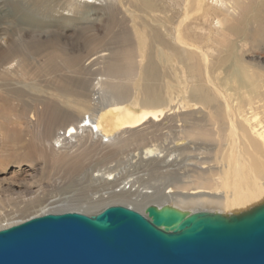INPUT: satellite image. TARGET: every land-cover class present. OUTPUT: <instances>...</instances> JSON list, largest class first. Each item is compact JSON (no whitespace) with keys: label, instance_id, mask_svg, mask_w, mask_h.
Wrapping results in <instances>:
<instances>
[{"label":"bare ground","instance_id":"6f19581e","mask_svg":"<svg viewBox=\"0 0 264 264\" xmlns=\"http://www.w3.org/2000/svg\"><path fill=\"white\" fill-rule=\"evenodd\" d=\"M4 1L11 13L9 23L0 20V114L5 118L1 110L10 100L24 103L30 97L45 131L33 135L22 156L19 130L11 138L2 130L0 165L11 161L4 154L13 144L20 159H43L76 175L89 151L76 157L50 155L43 142L67 145L88 131L90 138L110 143L123 130L181 118L189 126L181 125L165 154L153 145L140 154L149 165H164L166 174L177 171L174 181L156 189L149 181L118 180L112 171L98 169L111 186L102 202L140 207L142 213L155 205L223 216L264 204V67L245 58L264 56V0H110L117 7H109L104 45L88 35L93 29L84 21L89 3L109 0H69L64 11L72 10L79 21L72 44L63 41L71 18L52 16L59 0ZM80 40L89 53L105 46L110 51L93 83L99 91L95 96L111 95L107 101L89 94L85 57L72 53ZM202 111L207 113L196 117ZM189 152L196 156L187 158ZM184 155L181 168H172Z\"/></svg>","mask_w":264,"mask_h":264},{"label":"rangeland","instance_id":"374dc122","mask_svg":"<svg viewBox=\"0 0 264 264\" xmlns=\"http://www.w3.org/2000/svg\"><path fill=\"white\" fill-rule=\"evenodd\" d=\"M59 1L60 2L57 3L52 14L54 18H52L57 19L62 16L68 19L71 18L72 23L68 24L69 28L65 30V38L63 41L72 44L73 40L76 38L74 29L79 22L75 20L78 19V16L72 12V10L64 11L70 3L69 0ZM89 5L90 10L86 11L89 19L85 20L84 23L87 22L93 30L88 35L98 40V43H101V45H104L109 40L106 36L110 21L108 19L109 7L113 6L116 8L117 3L110 0L101 4L92 1ZM10 13V9L5 4V1L0 0V20L5 18V21H9L10 19L8 16ZM42 39H45L44 35ZM84 45V41L80 40L76 43V47L73 49L72 53L78 54L81 52L85 57L83 67L89 72L87 77L91 79L89 88L90 96L92 98H98L100 103L105 100L107 101L109 94L99 93L103 96L99 94L100 97L97 95L95 96L99 91L94 89L93 83H95V79L99 76V72L106 64L105 62H107L110 56V51L106 50L108 47L105 46L96 52L89 53L83 50ZM245 58L250 63L264 67V56L259 54H247ZM99 77H101V75ZM110 82L116 83V81L114 82L113 80ZM132 95H135L134 91H132ZM3 98L9 99L8 96H4ZM110 98L111 95H109L108 100ZM8 105L6 110L4 107L1 110L6 114L5 118L0 114V147L2 146V142L6 140V136L2 133V130H6L10 138L12 133L19 130L21 132L18 131V133L21 134V141H23L22 143L20 142L19 147L22 149L19 153L23 156L28 149L27 145L29 144V140L32 139L35 134H43L45 127L38 124L37 113L34 110V104L30 97L25 98L24 103L10 100ZM37 108L41 110L39 106ZM202 112L201 114H197L196 117H203L204 114L207 113V111ZM147 124L148 123L135 129L121 131L116 135L115 140L110 143H105L104 140L97 137V135H95L93 139L90 138L91 135L88 131L84 132V134L77 139L70 141V144H64L66 145L65 147H63V144H55L52 140L50 142H43L50 155H54L55 153L57 155L65 154L76 157L81 155V153L84 154L83 152L88 150L89 155L86 159L83 171L76 175H69L61 168L54 169L52 165L46 163L43 159H34L31 162L26 161L24 158L20 159L21 155L16 153L17 150L12 148L13 144H10L8 152L4 155L6 159H12H10L11 161H8L7 164L0 165V229L6 228L8 225L16 222L25 221L38 213H59L71 211V209H78L81 213L95 215L104 209L102 205H118L114 204L115 202L109 199L102 202L103 196L101 197V195L105 192H111V186L109 188V185H106L105 182L101 180L102 173L98 176V169L105 172L112 171L113 175H116L118 180L129 178L138 184L142 183L146 185L151 184L152 187L156 186V189L165 187L169 181H174L177 171L166 174L164 172L165 169L160 167L164 165L160 164L159 166L158 163H150L149 165L148 161L140 160V154L146 147H150L151 145L160 147L159 149L165 154V151L169 150L170 147L174 145L172 144L174 140H177V137H179L181 125L184 124L183 126H187L188 124L189 126V123H183L181 122V118H179L171 121L163 120L162 123H157L156 126ZM85 135L86 137H83ZM170 144H172V146H170ZM11 149L12 151H10ZM193 154L189 156L186 153L185 155L186 157L188 156L187 158L196 156V154L192 156ZM185 155L181 157L182 160L177 161L181 163L175 162V164H172V168H176L175 170L180 169L181 166L179 165H181L184 158H186ZM20 160L23 161L20 162ZM158 162H161V160ZM117 163H119V165ZM143 169L147 170L144 171ZM120 199L119 201H121V203H128L127 199L123 197H120ZM123 205L127 206V204ZM134 209L139 211L140 207Z\"/></svg>","mask_w":264,"mask_h":264},{"label":"water","instance_id":"95a60500","mask_svg":"<svg viewBox=\"0 0 264 264\" xmlns=\"http://www.w3.org/2000/svg\"><path fill=\"white\" fill-rule=\"evenodd\" d=\"M0 264H264V204L233 216L155 205L43 214L0 229Z\"/></svg>","mask_w":264,"mask_h":264}]
</instances>
